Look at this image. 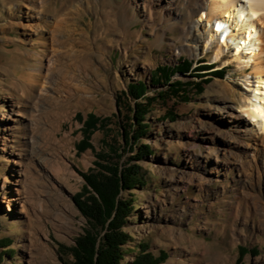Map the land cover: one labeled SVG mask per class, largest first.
<instances>
[{
    "label": "rangeland",
    "instance_id": "1",
    "mask_svg": "<svg viewBox=\"0 0 264 264\" xmlns=\"http://www.w3.org/2000/svg\"><path fill=\"white\" fill-rule=\"evenodd\" d=\"M197 3L0 0V241L11 240L0 253L13 250L0 264L72 263L60 246L74 245L86 225L74 200L85 183L79 171L94 168L110 144H124L123 115L135 100L122 93L138 81L149 96L167 89L152 84L159 65L214 62ZM231 54L214 63L227 66L224 78L213 76L202 93L188 87L187 101L157 99L147 115L140 143L153 153L138 161L147 184L123 193L136 200L121 264L133 263L140 243L155 256L165 251L161 264H235L240 245L257 250L246 264H264V134L252 139L259 152L246 156L237 145L245 137L217 118L226 104L243 103L242 74L253 69L228 63ZM195 73L173 79L193 83ZM79 112L110 117L91 138L94 150L81 154ZM207 146L222 148L223 167L204 162Z\"/></svg>",
    "mask_w": 264,
    "mask_h": 264
},
{
    "label": "trees",
    "instance_id": "2",
    "mask_svg": "<svg viewBox=\"0 0 264 264\" xmlns=\"http://www.w3.org/2000/svg\"><path fill=\"white\" fill-rule=\"evenodd\" d=\"M203 62H198L194 67L192 60L184 58L176 65H159L153 73L152 84L154 86L165 84L168 88L159 90L156 95L147 94L149 89L145 81L130 83L125 93H122L135 100L133 107L125 103L130 115H123L125 123L122 124L121 136L124 144L117 145L116 142L110 144L107 151L96 153L94 168L87 172L79 171L85 183L74 200L86 219V225L82 233L75 238L74 245L60 246L62 253L68 251L73 256L70 264H121L125 254L123 247L131 240V235L125 230V226L128 217L134 211L136 200L133 194H130V198H125L123 193L147 184L138 161L153 153L150 145L140 143L141 138L149 133L147 115L157 99L164 101L169 98L168 95H171L187 101L190 94L188 87H194L196 92L202 93L204 85L211 82L213 76L224 78L227 69L213 70L211 64H203ZM192 71H195V76L199 78L196 82L173 79L175 74L188 72L192 74ZM118 100L121 102L120 97ZM168 115V118L174 115L172 110ZM76 118L83 124L81 128L83 137L76 144L77 153L81 154L87 149L94 150L91 138L97 130L107 128L110 117H100L94 112L84 116L79 112ZM134 150H136L135 155L122 160L125 152ZM10 242V238H4L0 241V245L9 246ZM148 249L147 243H140L141 251L132 264H161L167 258L165 251L155 256ZM9 252L13 250L0 253V263ZM238 252L235 264H246L243 261L245 254L250 252L256 255L257 250L240 245Z\"/></svg>",
    "mask_w": 264,
    "mask_h": 264
},
{
    "label": "bare ground",
    "instance_id": "3",
    "mask_svg": "<svg viewBox=\"0 0 264 264\" xmlns=\"http://www.w3.org/2000/svg\"><path fill=\"white\" fill-rule=\"evenodd\" d=\"M197 5V12L202 13L197 28H201L208 50L211 43L215 46L213 61L220 60L226 49L233 48L228 63L238 62L239 67L253 68L251 72L242 74L253 78L247 77L243 103L226 104L218 112L217 118L229 123L232 129L245 137V141L237 144L242 148L243 154L255 156L259 148L256 145L258 143L252 139L259 133L264 134V0H199ZM32 17L34 14H31ZM221 35H224L223 42ZM222 151V148L207 146L201 156L206 164L211 163L221 168L226 162L220 158Z\"/></svg>",
    "mask_w": 264,
    "mask_h": 264
}]
</instances>
